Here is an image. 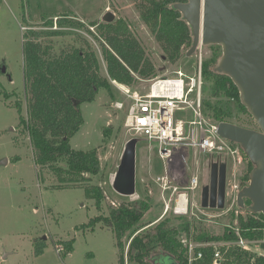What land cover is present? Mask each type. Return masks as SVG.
Returning a JSON list of instances; mask_svg holds the SVG:
<instances>
[{"label": "rangeland", "instance_id": "obj_1", "mask_svg": "<svg viewBox=\"0 0 264 264\" xmlns=\"http://www.w3.org/2000/svg\"><path fill=\"white\" fill-rule=\"evenodd\" d=\"M115 14V20H124L129 28L140 40L152 62L161 73L168 70H183L189 76L197 69L200 53L182 58L175 64H170L160 46L155 42L149 29L140 18L139 9L132 0H0V68H7L12 81L0 69V86L7 95L0 97V264H119L120 252L116 247V236L104 221L95 227L82 228L92 219L110 217L113 209L123 203H133L137 200L151 198V208L142 219L141 229L131 231L123 238L124 253L128 260L130 242L140 232L148 231L161 221L170 220V225H190L191 234L182 232L181 241L187 251L189 264L197 261V249L204 244H211L213 250L222 252L221 261H227V254L233 246H240L239 240L231 242L206 243L198 241V237L208 233L210 236H223L226 229H235L239 215L247 216L246 208L237 203L238 191L245 183L248 162L242 157V163L237 165L234 156H230L227 163V199L225 207L205 208L201 206L200 187L189 193L190 201H182L183 210L175 207L170 201L171 191H164L158 177L168 171L174 185L186 187L197 172L199 161L198 151L182 149L174 156V161L167 164L159 156V144L151 142L142 136L135 135L127 127L126 107L127 99L119 89V83L113 84L110 79L113 97L106 90H100L93 103H83L81 110L84 125L71 138L72 148L76 151H91L98 149L101 169L99 175L90 176L91 181L81 184H63L48 168H41L34 160V148L30 135L22 119L28 117V92L25 87L24 68V36L30 26L38 31L66 32L58 37H45L44 44L52 43L56 53L61 50L80 47L81 35L87 39L97 51L102 75L109 77L107 66L103 59L102 48L97 39L87 31L91 22H103L106 13ZM68 17L79 20L85 27H61L56 25L58 18ZM54 19L52 27H45L44 23ZM91 31H95L91 28ZM222 51L215 45L203 46V70L208 61ZM204 82L203 100L217 104L230 111L231 122L245 128L258 130L259 126L252 116L239 111L234 100L214 98L211 93V82ZM145 84L137 79L132 89L142 90ZM123 101L126 107L122 110L115 108L116 102ZM21 112H19L20 108ZM204 117L206 125H211L214 119L208 117L206 110ZM177 119L188 122L198 120L192 111L186 110L177 114ZM112 128L108 137L104 135L106 129ZM138 139L137 144V193L133 196L117 194L112 188L113 176L117 173L121 163V156L126 145ZM189 158L188 164L179 165L177 157ZM196 157V159H195ZM7 159L8 164L1 165ZM203 159L199 168L204 170L202 182L207 185L209 170ZM249 185V183L247 184ZM246 185V186H247ZM87 186H93L103 191L101 208L97 209L96 200L86 193ZM238 189L236 190V187ZM179 190H182L180 187ZM176 195V194H175ZM177 197V196H176ZM175 197V199H177ZM186 198V197H185ZM182 199V197H181ZM187 199V198H186ZM170 207L167 209V206ZM45 237H47L45 239ZM74 240L73 250L67 253L65 243ZM45 244L42 254H36L40 244ZM63 243V245H62ZM261 242H251L247 247L250 252L262 254ZM192 246V251L190 250ZM59 251V252H58ZM67 251V252H66ZM148 264L155 261L147 259ZM126 264H135L129 263Z\"/></svg>", "mask_w": 264, "mask_h": 264}, {"label": "trees", "instance_id": "obj_2", "mask_svg": "<svg viewBox=\"0 0 264 264\" xmlns=\"http://www.w3.org/2000/svg\"><path fill=\"white\" fill-rule=\"evenodd\" d=\"M132 1H135L141 21L153 35L168 62L175 64L190 50L193 42L191 26L184 20L181 12L173 7L174 4L186 3L187 0ZM58 24L61 27H85L81 21L68 17L58 18L56 25ZM44 25L47 28L52 27L54 19L47 20ZM90 27H95V31H91ZM87 31L97 39L102 48L109 77L102 75L97 51L81 35H78L82 43L80 47L73 46L71 49L61 50L60 53L55 52L56 48H53L52 43L44 44L42 41L45 37L66 35V32L38 31L30 26L24 36L28 117L26 120L22 119V124H25L29 131L36 164L51 170L61 183L67 185L89 182L91 179L84 175L97 176L101 169L98 149L76 151L70 142L84 125L81 110L83 103H93L102 89L113 97L110 79L132 87L137 79H148L159 72L138 37L124 20H114L113 23L91 22ZM215 46L222 51L221 46ZM221 56L215 52L212 58L205 61L203 80L212 83L211 93L214 98L234 100L240 112L251 116L240 100V91L234 81L229 76L215 72ZM4 94L7 95L0 86V97ZM203 106L204 112L206 110L207 116L212 117L214 121L231 122L230 111L220 106V101L212 104L203 100ZM21 110L22 108L19 112ZM111 131L112 128L106 129L104 135L108 137ZM231 145L238 147L241 156L248 162L245 174L247 183L243 185L246 187L250 182V172L254 164L238 144L231 142ZM85 190L88 196L97 201V209H100L103 191L93 186H87ZM245 203L249 207L251 201L247 200ZM150 208V197L130 204L123 203L111 211L109 218L100 216L92 219L89 224H84L82 228H93L104 221L116 236V247L120 252L119 264H126L127 261L148 264V258L155 261V264H189L187 251L180 237L182 232L191 234L190 225L174 227L170 225L169 219L161 221L148 231L138 233L129 244L128 260L126 259L123 238L129 232L142 228V219ZM236 220L235 229H226L223 236H210L205 233L198 237V241L232 243L243 239L248 242H261L262 254L233 246L227 254V261H221L220 257L218 264H264V215L248 212L247 216L239 215ZM64 243V250L70 253L74 240ZM45 246L44 243L40 244L36 254H42ZM197 250L204 251L205 258L195 261L194 264L214 263L216 251L212 247Z\"/></svg>", "mask_w": 264, "mask_h": 264}, {"label": "water", "instance_id": "obj_3", "mask_svg": "<svg viewBox=\"0 0 264 264\" xmlns=\"http://www.w3.org/2000/svg\"><path fill=\"white\" fill-rule=\"evenodd\" d=\"M173 7L192 29L193 42L187 57L193 56L201 45L221 46L222 56L215 72L234 81L240 100L259 126L255 130L221 122L217 133L226 141L238 144L254 164L249 185L238 192V205L246 208L245 202L249 200L248 212L264 215V0H187ZM115 19L112 12L103 17L106 23H113ZM2 73H7L6 67ZM137 144L138 139L129 142L120 158L112 180L117 194L130 197L137 193ZM6 164L7 159L1 163ZM226 173V162L212 164L211 185L203 188V207H225Z\"/></svg>", "mask_w": 264, "mask_h": 264}, {"label": "built area", "instance_id": "obj_4", "mask_svg": "<svg viewBox=\"0 0 264 264\" xmlns=\"http://www.w3.org/2000/svg\"><path fill=\"white\" fill-rule=\"evenodd\" d=\"M201 45L198 48L200 56L197 61L196 72L189 76L183 70L164 71L153 75L148 79H142L145 84L142 90L132 89L123 90L119 88L125 98L127 99L128 106L121 102H116L115 108L122 110L126 107L127 127L135 135L144 137L151 142L159 144L160 158L165 160L167 164L174 161V156L182 149H194L199 153V161L196 160L197 172L193 175L186 187L174 185L168 171L165 175L159 176L158 182L161 183L164 191H171V202L174 201L177 205L175 207H182L183 202L190 201V195L199 189L201 193V206L203 207V188L211 185L212 164L218 162L228 163L230 156H234L237 165L242 163L240 150L238 147L231 145V142L221 138L218 133L219 122L212 121L211 125H206V119L203 113V54ZM197 53V52H196ZM117 82V81H112ZM190 110L193 113V120L188 122L189 126L184 120L177 119V114L182 111ZM166 149L164 151L163 149ZM188 157V156H187ZM179 158V165L188 164L189 158ZM205 166H207V185L202 182L204 170L199 168V163L203 159ZM196 159V157H195ZM180 187L182 190H179ZM236 190L238 189L237 186ZM239 190V189H238ZM176 194V195H175ZM227 194V192H226ZM177 196V197H176ZM228 196V194H227ZM175 197L177 199H175ZM182 197V199H181ZM187 199H186V198ZM186 199V200H185ZM170 205L167 206V209ZM252 242V241H251ZM246 240L240 239L239 243L248 250L247 247L251 244ZM212 247L211 244H204L203 248ZM192 246L190 250L192 251ZM215 259L213 264H218L221 257L220 250H215ZM59 252V251H58ZM205 258L204 251L197 254V259L202 260Z\"/></svg>", "mask_w": 264, "mask_h": 264}, {"label": "bare ground", "instance_id": "obj_5", "mask_svg": "<svg viewBox=\"0 0 264 264\" xmlns=\"http://www.w3.org/2000/svg\"><path fill=\"white\" fill-rule=\"evenodd\" d=\"M117 82H113V84H116ZM118 84V83H117ZM119 88L123 89V90H129V87L126 86V85H122V84H119ZM160 156V155H159ZM186 200V199H185ZM178 210H183L182 208L178 207Z\"/></svg>", "mask_w": 264, "mask_h": 264}, {"label": "flooded vegetation", "instance_id": "obj_6", "mask_svg": "<svg viewBox=\"0 0 264 264\" xmlns=\"http://www.w3.org/2000/svg\"><path fill=\"white\" fill-rule=\"evenodd\" d=\"M99 22V21H98ZM99 23H101V22H99ZM106 23V22H105ZM95 28V27H94ZM0 69H2L3 70V66H1V68ZM8 79H9V81L11 82L12 81V78L10 79L9 77H11V75H10V73L9 72H7V73H5L4 74ZM240 191V190H239ZM238 191V192H239Z\"/></svg>", "mask_w": 264, "mask_h": 264}]
</instances>
